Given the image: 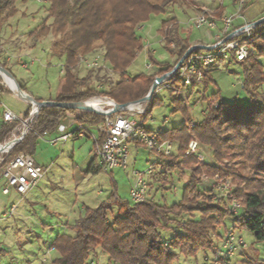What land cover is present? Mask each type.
<instances>
[{"label":"trees","instance_id":"16d2710c","mask_svg":"<svg viewBox=\"0 0 264 264\" xmlns=\"http://www.w3.org/2000/svg\"><path fill=\"white\" fill-rule=\"evenodd\" d=\"M17 1L19 0H0L1 20L17 12ZM44 1L48 4L47 18L50 23L41 22L30 34L52 35L55 42L50 47L51 54L57 59H63L64 63L62 83L55 97L50 100L71 103L81 102L93 96H107L117 104H125L147 94L154 76L140 73L127 77L125 71L143 49L136 29L147 21L150 15L163 14L164 9L161 10L158 4L151 0ZM168 1L170 0H163L164 5ZM221 13V10L217 11L218 16ZM263 28L264 23L253 31L248 57L239 63L242 64L244 75L242 87L252 102L247 106H237L220 100L218 108L206 107L205 115L193 128L195 136L203 146L210 149L216 162L229 158L230 152L236 150L238 156L242 157L248 168L254 172L249 177L236 178L244 182L241 191H234L241 200L244 213L232 217L221 202L214 199L210 204L196 203L202 196V191L198 188L201 175L207 173L212 177L221 170L216 166L198 165L195 157L184 155L189 139L183 125L158 133L160 140H171L177 144V151L173 156H159L166 159L165 172L159 174L162 176V185L169 189L168 184L172 182L174 171L177 170L180 179L185 180L181 201L167 206L149 197L145 203L136 205L130 201H121L111 194L106 201L94 208L85 206L75 222L66 226L72 233L59 234L48 245V249L57 254L51 264H90V253L97 248L106 253L113 264H173L179 254L195 257L199 251L203 254L208 253V250L214 251L223 232L230 225L239 230H248L257 242H264V95L261 92L258 94L264 82V70L260 62V58H264V35L257 37ZM159 33L164 38L167 49L170 43L175 45L170 52L176 59L172 64L157 62L149 51L148 58L168 70L190 45L187 39L180 36L175 18L162 20ZM94 51L101 52L108 69L118 75V80L108 84L105 89H101V85L100 88L90 86L93 72L101 70H90L81 78L71 71L79 54ZM0 66L11 73V68L5 61L0 60ZM204 76L205 86L215 84L209 71H205ZM13 77L15 78L14 75ZM18 85L21 90L27 91L23 83ZM8 93H11L8 87L0 86V97ZM189 98L190 95L188 100ZM210 98L218 99L219 93H214ZM35 100L42 101L37 98ZM159 102L160 99L155 100L154 106ZM172 103L174 113L181 112L185 117L188 116L187 107L181 97L174 98ZM96 104L97 102H94L93 106ZM32 110L33 107L29 105L22 116L23 119H27ZM75 113L74 109L56 106L39 108L30 129L10 149L9 158L19 153L32 156L38 137L55 132L60 120ZM102 118L103 115L88 112L78 117L77 121L95 124ZM18 125L20 121L5 122L0 118V145L10 138ZM6 161L0 164V179ZM97 168L92 161L87 171L94 172ZM150 181L152 183L153 179ZM208 190L212 194L213 189ZM113 204L119 205V213L109 221L108 214ZM183 214H188L190 218L179 219ZM227 217L232 218V224L224 225V231L219 234L217 228L224 224ZM172 224L180 228L181 232H175L168 243L163 242L159 231L168 229ZM249 249L251 250V247ZM248 250L237 254L236 259L221 260V264H264V260L258 255L246 256Z\"/></svg>","mask_w":264,"mask_h":264},{"label":"rangeland","instance_id":"374dc122","mask_svg":"<svg viewBox=\"0 0 264 264\" xmlns=\"http://www.w3.org/2000/svg\"><path fill=\"white\" fill-rule=\"evenodd\" d=\"M151 1L158 4L161 10L164 9V13L150 15L148 20L141 24V28L136 29V35L141 39L142 45H148V47L141 50L126 69L127 77L140 73L148 75L145 65L151 61L148 58L147 51L149 50L157 62L172 64L175 61L176 57L170 52L175 45L170 43L167 49L159 33L162 20L175 18L180 36L185 39L189 36L190 42L206 41L208 32L193 30L187 33L184 23L204 7L215 12L221 10L222 15H230L238 7V0H224L225 5L221 7H219V0H170L166 5L163 0ZM47 5L44 0H27L26 2L19 0L16 2L17 12L11 17L0 19V60L5 61L11 68V73L15 76L17 83L23 82L27 91L31 92L35 98L43 100L53 99L58 92L62 83L61 69L64 64L63 59H57L51 54L50 47L55 42L52 35L30 34L41 22L50 23V19L47 18ZM240 13L242 18L235 22L236 25L243 23V19L257 21L264 17V0H246ZM260 62L264 70V58H260ZM236 64L225 66L219 63L220 71L213 75L215 84H209L208 87L203 85L198 93L194 92L190 95L187 105L193 109L191 116L195 122L205 115V109L210 107L212 101L210 97L216 92L219 93V98L223 103L247 106L252 102L242 87L244 81L242 64ZM87 73L88 71L81 69L78 77H85ZM2 76L11 86L10 78L7 75ZM117 80L118 75L111 70L95 71L92 74L90 86L100 88L101 85V89H105L108 84L115 83ZM260 92L264 95V82L258 94ZM176 97L165 90L158 94L160 102L150 113L149 120L151 118L154 120L145 123L147 128L163 132L180 128L186 119H190L189 111L187 117L181 112H173L172 100ZM0 99L16 114L24 113L28 107L14 95L13 91L2 95ZM196 100L198 103H195ZM203 110L204 113H202ZM164 118H167L166 122ZM25 120L23 119V122ZM22 124L21 122L18 128H21ZM187 136L189 139L190 136L188 134ZM84 137L78 139L72 137L64 144L60 143L56 146L39 142L36 152L42 154L50 164L44 165L47 170L43 178L22 200L18 195H3L4 181L0 180V248H2L0 264H51L56 253L54 251L47 253L48 245L57 235L72 233L66 226L75 222L83 207L94 208L106 201L111 194L116 195V198L121 201H130L129 190L134 180V171L144 172L149 166L155 168L153 171L156 174L153 173L151 177L153 181L152 183L149 181V197L155 202L171 206L181 201L185 180L180 179L176 170L171 179L172 182L168 184L169 189H165L160 181L162 176L159 173L165 172L166 162L164 161L166 159H161L143 146L129 145L128 168L125 171L106 172L97 168L94 172H88L87 169L92 159L94 162L91 153L94 145L91 138ZM205 150L211 153L206 147ZM234 151L230 152L229 158L223 159L219 164L222 166L221 171L229 177L235 189L241 191L244 182L237 180V176L246 178L254 172L248 168L247 162L238 156L236 150ZM8 153L0 152V164L4 160L11 159ZM198 165L207 166L201 163ZM204 176L209 177L207 173L201 175L198 188L202 191V196L197 199L196 203L210 204L213 196L208 190L210 188ZM29 200L35 203L30 204ZM13 203L16 204L15 210L3 219L4 209L9 211ZM118 209L119 205H112L108 214L109 221H112L119 213ZM243 213L241 211L240 215ZM188 218H190L188 214H183L179 219ZM230 224H232V218L227 217L224 219V224L218 226L217 232L221 234L224 231V225L229 226ZM159 232L162 241L168 243L173 234L181 230L172 224L168 229H160ZM236 232L247 242V250L251 247L246 256L256 257L258 255L264 260V242H257L248 230L236 229ZM203 255L202 251H199L195 257L179 254L173 264H201ZM88 260L89 263L94 261L95 264H113L100 248L90 253Z\"/></svg>","mask_w":264,"mask_h":264},{"label":"built area","instance_id":"2783aa9c","mask_svg":"<svg viewBox=\"0 0 264 264\" xmlns=\"http://www.w3.org/2000/svg\"><path fill=\"white\" fill-rule=\"evenodd\" d=\"M218 2L219 7H221L222 0ZM245 2L246 0H238L236 11L230 15L221 14L218 16L217 12L204 7L184 23L186 32L205 30L213 34L212 43L197 42L190 45L187 49L189 52L183 54L184 58L182 59V56L168 70L152 61L146 63L145 68L148 75H153L154 79L165 75V78L157 85L151 96L149 91L143 96L146 97L143 102L132 101L125 106H119L107 96H93L85 99L96 100L97 104L89 108L103 110L105 112L103 118L95 124L79 123L77 118L88 112L76 110L74 115L60 120L55 130V136L50 139V143L55 145L64 143L73 136H89L94 143L95 166L106 172L125 171L128 168L130 144L143 146L148 151L165 158L173 156L177 151V144L171 140H160L159 134L150 131L145 125L154 108L155 100L158 99V94L165 90L181 97L187 105L191 90H195L203 84L205 71L219 63L234 62L239 64L248 57L250 44L253 41V31L258 25L255 24L256 20L246 21L244 19L243 23L235 24L237 20L242 18L240 12ZM138 28H141V25ZM259 35H264V28L257 37ZM162 40L164 41L163 37ZM203 45L209 46V49L201 48ZM147 47L148 45H145L143 49L145 50ZM180 60V65L176 66ZM81 69L86 71L109 70L101 52L79 54L76 65L71 68V71L78 76ZM61 73L64 74V64ZM0 86L8 87L14 93L13 88L2 77ZM202 97H205V95L203 94ZM104 100H107L106 104H104ZM219 106L220 100L213 99L209 108L213 109ZM187 109L190 119H186L184 126L190 138L184 155L195 157L203 165L216 166L220 169L222 166L213 159L211 153L205 150V147L193 134V128L196 125L191 116L193 109L188 105ZM113 110L114 112H112ZM0 114L5 122L20 121V123H23L22 125L26 123V129L28 127L30 129L34 118L37 116L30 119L29 122L28 117L23 122L22 116L11 111L1 101ZM20 129L17 126L8 139L13 140L12 144L16 140L19 141L20 136L24 133L19 132ZM9 151V149H6L4 152ZM153 169L149 166L144 172H133L134 180L129 190V199L132 204H143L149 199V181L154 173ZM44 173L45 169L35 162L33 156L19 153L6 161L2 168L1 179L4 181L2 193L7 195L13 190L19 195H26L43 178ZM204 180L209 188L213 189V199L221 202L232 217H238L242 211V204L234 193L235 187L229 177L221 171L215 173L212 177L204 176ZM247 247L248 244L245 239L236 232L233 225H230L223 232L215 250L203 255L201 264H221V260L232 259ZM90 264L95 263L91 262Z\"/></svg>","mask_w":264,"mask_h":264},{"label":"water","instance_id":"95a60500","mask_svg":"<svg viewBox=\"0 0 264 264\" xmlns=\"http://www.w3.org/2000/svg\"><path fill=\"white\" fill-rule=\"evenodd\" d=\"M264 23V17L258 19L255 24L256 25H260ZM201 48L203 49H209V46L207 45H203L201 46ZM187 53L189 52L186 51ZM184 58V56L182 57V59ZM181 63V60L177 63L176 66H179ZM1 72H3L5 75H7L13 82L14 86H15V90L18 94L20 95H23L25 97V100L28 101L30 103V105L33 106V110L31 111L30 113V116H29V119H28V122L30 121V119H33L37 113H38V110L39 108L41 107H44V106H56V107H61V108H70V109H74V110H83V111H86V112H96L100 115H104L105 112L101 109H92V108H89V107H86L84 105V103L81 101V102H71V103H61V102H56V101H53V100H48V101H36L29 93H26L24 92L23 90L20 89L18 83L15 81V78L13 77V75L8 72L7 70H5L3 67L0 66V76L2 78H4L1 74ZM165 78V75H161L159 77H156L153 81V83L151 84V87L149 89V94L150 96L153 94V92L155 91L157 85ZM146 97H142L138 100H135V102H143L145 100ZM127 103L125 104H118L119 106H125ZM114 112V110L112 111ZM29 130V127L24 131V133L20 136V139L27 133V131ZM18 141L16 140L13 144L11 145H7V143H3L0 145V147H5L6 149H11L13 148V146L17 143ZM7 146V147H6Z\"/></svg>","mask_w":264,"mask_h":264},{"label":"crops","instance_id":"0c3cea01","mask_svg":"<svg viewBox=\"0 0 264 264\" xmlns=\"http://www.w3.org/2000/svg\"><path fill=\"white\" fill-rule=\"evenodd\" d=\"M222 6H224L225 4H224V0H222ZM192 32V31H191ZM206 32H208V31H206ZM187 33H189V32H187ZM208 34V38H207V40L206 41H203V40H196V41H194V42H190L189 41V36H188V39H187V41H188V43H189V45H192V44H194V43H197V42H201V43H204V44H208V43H212V41H213V34H211V33H207ZM231 64H234V62H228V63H223V65H225V66H227V65H231ZM236 65H239V64H236ZM209 72H210V75H211V77L213 78V75H214V73H216V72H218V71H220V65L218 64V65H215V66H213V67H211L209 70H208ZM213 80H214V78H213ZM21 83H23V82H21ZM24 84V83H23ZM203 85H204V82H203V84L202 85H200L197 89H195V90H191V92H190V95H192L194 92H196V93H198L199 92V90L201 89V87H203ZM206 87H208V85L206 86ZM27 93H29L34 99H35V97L33 96V94L31 93V92H27ZM170 93V92H169ZM14 95L16 96V97H18V98H21L20 100L23 102V103H25L27 106H29L30 105V103L28 102V101H26L25 100V97L23 96V95H20V94H18V93H16V92H14ZM24 99V100H23ZM219 100H221L220 98H218ZM42 101H48V100H50V99H48V100H43V99H41ZM0 101H1V99H0ZM195 103H198V101L196 100L195 101ZM202 113H204V110H203V112ZM23 114L24 113H21V112H19L18 113V115H20V116H23ZM1 118V117H0ZM153 118H152V120H149V118L146 120V122L148 121V122H153ZM167 121V118H164V122H166ZM72 129V128H71ZM150 131H153V130H151L150 128H148ZM153 132H157V133H160L161 131L159 130V131H153ZM55 136V132H53V133H46V134H44L43 136H39L38 137V140H37V146H36V149H35V152H34V154L32 155L33 156V158H34V160H35V162L37 163V164H39L40 166H42L44 169H45V171L47 170L46 169V167H44V165H49L50 163H48V161L46 160V158L42 155V154H38L36 151H37V147H38V144H39V142L41 141V142H44V143H49L50 145H52V146H56V145H58V144H60V143H58V144H51L50 143V139L51 138H53ZM75 139H78V138H83V137H79V136H73ZM72 138V137H71ZM85 138V137H84ZM86 138H90L89 136H86ZM70 139V138H69ZM68 139V140H69ZM67 140V141H68ZM67 141H65V142H67ZM64 142V143H65ZM93 142V141H92ZM64 143H61V144H64ZM93 145H94V143H93ZM93 148H94V146H93ZM91 153L93 154V149H92V151H91ZM92 161H93V159H92ZM0 180H2V179H0ZM2 187H3V185H2ZM33 190V188L26 194V195H28V194H30L31 193V191ZM3 194V193H2ZM11 194H13V196L14 195H18V196H20L21 197V200L24 198V196H26V195H19V194H17L15 191H13V190H11L10 191V193L9 194H7V195H5V194H3V195H5V196H10ZM29 203L30 204H34L35 202H33L32 200H29ZM15 208H16V204H12L11 206H10V208H9V211H7V209L5 208L4 209V211H3V219H4V217H7V216H10L11 214H12V212L15 210ZM84 208V207H83ZM83 208H82V210H83ZM82 210H81V212H82ZM81 213H79V215H80ZM78 215V216H79ZM12 224V223H11ZM50 251H53V250H47V253H49ZM55 252V251H54ZM2 253V248H0V254ZM56 256H57V254H56ZM94 262V261H93Z\"/></svg>","mask_w":264,"mask_h":264},{"label":"bare ground","instance_id":"6f19581e","mask_svg":"<svg viewBox=\"0 0 264 264\" xmlns=\"http://www.w3.org/2000/svg\"><path fill=\"white\" fill-rule=\"evenodd\" d=\"M1 74L4 75V76H6L3 72H1ZM10 80H11V79H10ZM9 85H10V84H9ZM11 86H12L14 92H16V90H15V86H14L12 80H11ZM16 93H17V92H16ZM106 101H107V100H104V104H106ZM94 102L96 103V100H85L83 103H84V105H85L86 107H93ZM25 130H26V123H24V125L21 127V129L19 130V132L21 131V133H23ZM12 141H13L12 139L6 141L7 145H11V144H12ZM6 147H7V146H6ZM4 151H6V148H5V147H0V152H4Z\"/></svg>","mask_w":264,"mask_h":264}]
</instances>
